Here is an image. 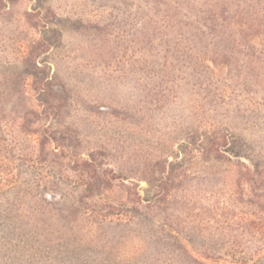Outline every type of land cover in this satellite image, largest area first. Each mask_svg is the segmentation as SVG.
I'll list each match as a JSON object with an SVG mask.
<instances>
[{
	"label": "rangeland",
	"instance_id": "1",
	"mask_svg": "<svg viewBox=\"0 0 264 264\" xmlns=\"http://www.w3.org/2000/svg\"><path fill=\"white\" fill-rule=\"evenodd\" d=\"M176 1L0 0V264H264V34L203 50Z\"/></svg>",
	"mask_w": 264,
	"mask_h": 264
},
{
	"label": "trees",
	"instance_id": "2",
	"mask_svg": "<svg viewBox=\"0 0 264 264\" xmlns=\"http://www.w3.org/2000/svg\"><path fill=\"white\" fill-rule=\"evenodd\" d=\"M174 4L176 11L172 10L170 16L172 19H181L182 17L183 30L185 32L188 31L187 33L184 32L186 35H189L191 31L196 34V40L192 42L193 46L202 47L203 50H213L212 41L207 43L204 38L206 36L215 39L219 34V37L229 44L228 50L226 49V55L231 53L245 56L244 50L249 45V49L252 50V56H256L253 53L252 44H246V42L247 40L252 41L253 35L264 34V0H177ZM222 45L224 44L222 43ZM212 63L214 66L217 65L214 61ZM259 81L264 83V79ZM237 102L229 106H236L237 112L248 113L244 104L240 101ZM252 106L254 107L255 105L253 104ZM233 111L234 107L228 109V113H233ZM227 129L228 126H226ZM210 134L202 135L201 144H206L212 139L214 151L219 157L217 161L218 159H224L232 163L235 160L240 162L241 160L249 159L244 155L247 149L238 147L237 141L239 138L233 133L218 131ZM99 184L102 188V182ZM101 190L103 191L104 189ZM0 209L1 211H8L3 205ZM182 251L190 257L194 264H205L203 260L218 264V260L208 256V254L203 255L201 252L198 253L194 249L191 251L186 247L182 248ZM3 263L8 264L6 261H3Z\"/></svg>",
	"mask_w": 264,
	"mask_h": 264
}]
</instances>
